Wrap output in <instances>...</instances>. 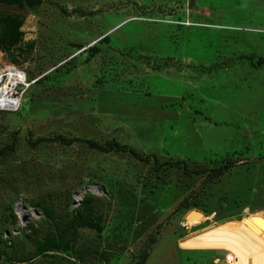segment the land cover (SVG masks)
I'll return each mask as SVG.
<instances>
[{
    "label": "rangeland",
    "instance_id": "374dc122",
    "mask_svg": "<svg viewBox=\"0 0 264 264\" xmlns=\"http://www.w3.org/2000/svg\"><path fill=\"white\" fill-rule=\"evenodd\" d=\"M5 27L18 42L0 65L35 81L0 112V231L19 264L86 249V264H264V0H17ZM86 198L93 227L74 231ZM47 235L73 250L34 258Z\"/></svg>",
    "mask_w": 264,
    "mask_h": 264
},
{
    "label": "trees",
    "instance_id": "16d2710c",
    "mask_svg": "<svg viewBox=\"0 0 264 264\" xmlns=\"http://www.w3.org/2000/svg\"><path fill=\"white\" fill-rule=\"evenodd\" d=\"M17 0H0L1 5H13ZM105 39V38H104ZM18 42V34L15 32V29L12 30V32L7 31V27L4 28L3 34L0 36V43H3L5 45L9 46H14ZM96 52V50H93ZM38 79L37 81H39ZM54 141H59L62 144L65 145H71L74 142H78V139H66L65 137L61 135H57L53 138ZM87 145H89L91 148L99 151V152H104V153H109L112 151L116 152H127L130 155H132L134 158H137L139 160H148L147 157H141L134 149L122 145L114 140H108L105 141L101 144L90 141V140H84ZM7 150V147H6ZM6 150L0 151V155H4ZM9 151H12V147H8ZM177 165H180L181 163H176ZM183 169L186 170V166L182 165ZM187 171V170H186ZM203 172V171H201ZM224 172V169L222 166L218 167V169H213V171L207 176L208 178L215 179L222 175ZM67 207L69 206L68 204L66 205ZM76 215L73 217L72 221L69 224V227L72 228L74 231L76 228H92V207H91V202L90 198L84 199L82 201L81 205L75 210ZM44 217H46L47 220H52L54 223H56V217L51 213L49 209H44L43 210ZM36 235V232L34 230H29V234L25 235L24 238L26 240H32L34 238L33 236ZM64 237L58 236L55 238L52 235H47L44 237V239L41 242H37L34 247V255L33 257H38L46 252H50L52 250H73V242L68 239L64 241ZM65 242V243H64ZM154 243V241H153ZM64 244V245H63ZM6 246V241L2 239V232L0 231V258L4 259L5 261H14L16 263H23V259L21 258V252H19L20 248L22 247V242H14L12 245L5 247ZM21 254V255H20ZM90 252L88 250H83L78 253H76V259L79 263L81 264H86L87 259L91 258ZM97 255V253L93 252V256ZM145 254L141 255L142 260L145 258ZM140 262L141 259H140ZM138 262L137 264H142Z\"/></svg>",
    "mask_w": 264,
    "mask_h": 264
},
{
    "label": "built area",
    "instance_id": "2783aa9c",
    "mask_svg": "<svg viewBox=\"0 0 264 264\" xmlns=\"http://www.w3.org/2000/svg\"><path fill=\"white\" fill-rule=\"evenodd\" d=\"M13 72L18 74L16 78L13 77ZM19 75L23 79H20ZM34 82L27 81L24 71L18 69L15 65H0V112L15 114L22 111L24 94ZM224 261V264H228L226 257ZM213 262L218 264L221 263V260L216 258Z\"/></svg>",
    "mask_w": 264,
    "mask_h": 264
},
{
    "label": "bare ground",
    "instance_id": "6f19581e",
    "mask_svg": "<svg viewBox=\"0 0 264 264\" xmlns=\"http://www.w3.org/2000/svg\"><path fill=\"white\" fill-rule=\"evenodd\" d=\"M12 75H13V77H15L16 78V76L18 75L16 72H13L12 73ZM21 78L20 79H23V77L21 76V75H19Z\"/></svg>",
    "mask_w": 264,
    "mask_h": 264
},
{
    "label": "water",
    "instance_id": "95a60500",
    "mask_svg": "<svg viewBox=\"0 0 264 264\" xmlns=\"http://www.w3.org/2000/svg\"><path fill=\"white\" fill-rule=\"evenodd\" d=\"M25 220H27V216H24V217H23V221H25Z\"/></svg>",
    "mask_w": 264,
    "mask_h": 264
},
{
    "label": "crops",
    "instance_id": "0c3cea01",
    "mask_svg": "<svg viewBox=\"0 0 264 264\" xmlns=\"http://www.w3.org/2000/svg\"><path fill=\"white\" fill-rule=\"evenodd\" d=\"M182 250H190V249H182ZM225 251V250H224ZM228 253V251H226ZM227 256V255H226Z\"/></svg>",
    "mask_w": 264,
    "mask_h": 264
}]
</instances>
